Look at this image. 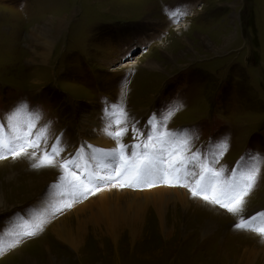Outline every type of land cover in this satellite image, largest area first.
Wrapping results in <instances>:
<instances>
[{
	"label": "rangeland",
	"instance_id": "1",
	"mask_svg": "<svg viewBox=\"0 0 264 264\" xmlns=\"http://www.w3.org/2000/svg\"><path fill=\"white\" fill-rule=\"evenodd\" d=\"M32 33L51 47L30 45ZM0 125L5 144L27 138L16 155L0 148V194L12 204H0V264H264V159L237 167L264 156V0H0ZM158 127L171 133L165 178L122 187L127 174L116 178L119 161L104 170L95 141L123 133L112 147L132 160ZM53 148L52 163L32 166ZM208 169L212 187L193 195ZM44 170L56 173L29 198L24 182ZM233 180L237 211L221 195ZM111 186L123 192L106 213L80 206Z\"/></svg>",
	"mask_w": 264,
	"mask_h": 264
},
{
	"label": "snow or ice",
	"instance_id": "2",
	"mask_svg": "<svg viewBox=\"0 0 264 264\" xmlns=\"http://www.w3.org/2000/svg\"><path fill=\"white\" fill-rule=\"evenodd\" d=\"M20 107H26V105H17L13 108V112L10 113L6 119H11L12 115L20 108ZM126 118L128 117V114L125 113ZM156 119V114H153V117L149 118L148 125L149 127L152 126L153 121ZM3 125H0V133L3 132ZM127 129H124L126 131ZM135 130V129H134ZM157 135L154 138L151 131L146 133L148 141H153L151 145L145 144L144 145V151L142 156L137 158V154L135 152L132 153L134 159L128 160L124 156V149L121 148L119 151L116 148H112L109 150H106L105 152V171L108 173H116L117 168L116 164L117 161H119L120 169L116 176V178H119L120 176H125L127 174V183L122 184L121 186H133L134 184H148L150 185L153 182V178H159L164 179L165 178V171L163 168L164 162H165V151H167V144L168 140L163 137L170 136L171 133H164L163 137L160 133L159 127L157 128ZM109 135V138L119 140L121 138V135L123 133L115 132V133H107ZM20 140L19 137L14 138V140H10L8 144H5L2 137H0V148L7 149L10 153L13 155L17 154V148L23 149L25 146V143H27V138H25V143H18ZM223 147L227 148V139L225 138L223 140ZM15 145V146H13ZM159 145V146H157ZM32 147H37V144L31 145ZM126 147V146H125ZM57 153L55 151V148L52 149L51 153H46V157L44 160H41L35 164H33V167H42L46 166V164L52 163L51 160L47 159V155L55 156ZM196 154H193V158ZM255 157L257 159H264V156H261L259 153H246L244 157H241L240 161H237V167L242 165L247 159ZM67 163V161H66ZM184 161L181 160L179 162V165H172L173 170L179 171L180 165H183ZM258 169L252 170L249 172L247 177L243 180V184L245 187H247L249 190L252 186H254L256 179H257ZM200 180L197 181L198 184V191L193 190V195H197L199 193H204L209 191V189L212 187L213 182L216 180V177L218 173L213 172L211 169H208L207 171H201L199 173ZM113 179V176L111 174L105 175V176H93L88 177L89 183H95L96 185H99L101 183H111ZM179 179V177H177ZM241 193V182H238L236 180H233L232 184L228 186L226 191H223L221 195L229 202L231 201H237V208H229L230 211H237L239 208V205H242L243 201H238L237 198L240 196ZM207 199V197H205ZM214 202L215 203H221V199L219 197L214 196ZM223 206H227V204H224ZM256 215L264 216V212H259ZM251 219H255V216L250 217ZM237 228L245 227V221L242 219L239 223L235 225ZM257 231L264 234V228H259Z\"/></svg>",
	"mask_w": 264,
	"mask_h": 264
},
{
	"label": "bare ground",
	"instance_id": "3",
	"mask_svg": "<svg viewBox=\"0 0 264 264\" xmlns=\"http://www.w3.org/2000/svg\"><path fill=\"white\" fill-rule=\"evenodd\" d=\"M152 5L150 6H148L146 9H148V8H150L151 10H152ZM176 30L177 29H182V24H181V27H177V28H175ZM42 33H44L45 31H41ZM38 34L36 37L34 36L35 34H33L32 33V35H31V40L32 41H29L30 42V45H32V46H34V44H35V42H36V39H37V42H39V41H41L42 40V42L41 43H38V44H40V45H42L43 46V48H45V49H47V47H48V49L51 47L50 46V43H52L53 41H52V37H50V38H46L47 36H45L44 34ZM53 36V35H52ZM54 37V36H53ZM43 38V39H42ZM41 39V40H40ZM39 40V41H38ZM28 42V43H29ZM30 47V46H29ZM47 54H44V53H42V56H43V60L45 61V59H44V57L46 56ZM46 62V61H45ZM157 83V82H156ZM153 84H154V81H153ZM152 84V85H153ZM156 85V84H155ZM149 94H151V93H149ZM152 95V94H151ZM139 109H141V107L139 108ZM131 111V110H130ZM101 135V134H100ZM83 137V136H82ZM95 144L97 145L96 147V151H97V153H98V156H100V159H101V161H102V164L105 166V160H104V158H105V152H106V150H109V149H112L113 147L112 146H114V140H112V139H110L109 138V136H106V135H104V136H101V137H99V139L98 140H96L95 141ZM81 147H82V145H80ZM104 147H105V149H104ZM71 148V147H70ZM75 149V148H74ZM100 149V150H99ZM83 150V149H82ZM83 152V151H82ZM84 152H85V150H84ZM86 154V153H85ZM24 155V154H23ZM83 159H85L86 161H89V158L85 155V156H83ZM11 161V160H10ZM12 162V161H11ZM22 162V161H21ZM93 170V169H92ZM95 171V170H94ZM42 172V171H41ZM54 173H56V172H54V170H44V172L43 173H41V174H35V173H32V174H35V177H28V179L24 182V187H27V189H29V192H30V190H32L33 192H32V194H30V195H26V196H28L29 198L30 197H32V196H36L37 194H38V191H39V189L42 187V185L46 182V180L47 179H50L52 176H54L55 174ZM88 176H90V175H88ZM90 184H93V183H90ZM96 185V184H95ZM93 187V186H92ZM96 187V186H95ZM94 188V187H93ZM25 190V189H24ZM95 190V189H94ZM155 190H166V191H168V192H174V193H178L179 194V198L182 200V201H187V197H186V191L185 190H182V189H177V188H175V189H171V188H167V187H159V188H156ZM155 190H153V191H155ZM26 191V190H25ZM18 192V191H17ZM123 192V190L122 189H120V187H118V186H111V187H108V188H104V190L103 191H101L100 192V195H99V197H100V199L96 202V203H92V202H95V201H88V202H84L83 204H81L80 206H82V205H88V206H90L92 209H97V211H98V215H102V214H104V213H106L105 211H103V208L105 207V205L108 203V202H110L111 201V199H114V198H112V194H115L116 196L115 197H117V196H119V194L120 193H122ZM127 193H129V192H127ZM129 194H138V193H135V192H130ZM25 195V194H24ZM32 195V196H31ZM3 198V196H2V194H0V204L1 203H4V201H5V205L6 204H8L9 206L10 205H12V204H10L8 201H7V199L5 198V200H4V198ZM28 199V198H27ZM114 202V201H113ZM8 205H6V206H8ZM42 205H43V203H42ZM41 205V206H42ZM6 208V207H5ZM59 219H57L55 222H54V224L58 221ZM82 225H79V227H81ZM52 231H53V233H55V229H53L52 228ZM56 231H57V235H59V236H61V235H63L64 233H63V228L62 227H57L56 228ZM56 234V233H55ZM64 236V235H63ZM44 251V253H46V249L45 250H43ZM47 252H49L50 253V250L48 249V251ZM43 253V254H44ZM42 254V255H43ZM22 262L20 263V264H22L23 262H24V264H37V262H38V260H36L35 258H31V257H29V256H27V257H24L23 258V260H21Z\"/></svg>",
	"mask_w": 264,
	"mask_h": 264
},
{
	"label": "crops",
	"instance_id": "4",
	"mask_svg": "<svg viewBox=\"0 0 264 264\" xmlns=\"http://www.w3.org/2000/svg\"><path fill=\"white\" fill-rule=\"evenodd\" d=\"M170 7H172V6H170ZM172 9H173V7H172ZM172 9H170V8H169V9H166V12H168V14H170V13H171L170 11H171ZM176 11H177V10H176ZM166 14H167V13H166Z\"/></svg>",
	"mask_w": 264,
	"mask_h": 264
}]
</instances>
